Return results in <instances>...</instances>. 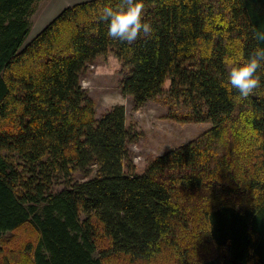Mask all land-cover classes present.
<instances>
[{
	"label": "trees",
	"instance_id": "16d2710c",
	"mask_svg": "<svg viewBox=\"0 0 264 264\" xmlns=\"http://www.w3.org/2000/svg\"><path fill=\"white\" fill-rule=\"evenodd\" d=\"M39 1L0 0V264H264V68L246 99L222 86L226 61L264 47V0H143L153 35L131 45L98 19L120 0L65 7L25 43ZM108 51L136 106L168 81L190 110L172 118L210 124L141 175L124 108L96 118L80 84Z\"/></svg>",
	"mask_w": 264,
	"mask_h": 264
},
{
	"label": "rangeland",
	"instance_id": "374dc122",
	"mask_svg": "<svg viewBox=\"0 0 264 264\" xmlns=\"http://www.w3.org/2000/svg\"><path fill=\"white\" fill-rule=\"evenodd\" d=\"M86 2V1H81ZM80 2V3H81ZM56 0H40L35 13L30 17L31 29L25 43L35 37L61 11L62 7L73 4L63 2L55 9ZM119 60L108 51L105 56H99L86 62L79 73L81 87L95 103L96 118L109 108L120 105L124 108L126 127L133 137L129 144V160L131 168L125 173L141 175L149 161L178 149L194 140L210 128L208 123H180L172 116L180 118L190 113L181 101H175L167 95L169 82L166 81L163 93L141 106L134 104L133 98L122 95L118 83L126 74ZM21 164V162L17 161ZM89 175L77 171L68 177H57L50 185L51 192H59L75 183L83 182L94 176V167Z\"/></svg>",
	"mask_w": 264,
	"mask_h": 264
},
{
	"label": "clouds",
	"instance_id": "9594fccd",
	"mask_svg": "<svg viewBox=\"0 0 264 264\" xmlns=\"http://www.w3.org/2000/svg\"><path fill=\"white\" fill-rule=\"evenodd\" d=\"M143 0H120L115 6L103 7L98 15L100 21L107 24L106 36L129 45L138 38H151L153 29L145 22ZM254 38L264 41V33L254 32ZM226 82L223 87L235 90L239 98L246 99L260 86L258 70L264 68V47H257L247 57L238 61H226Z\"/></svg>",
	"mask_w": 264,
	"mask_h": 264
},
{
	"label": "crops",
	"instance_id": "0c3cea01",
	"mask_svg": "<svg viewBox=\"0 0 264 264\" xmlns=\"http://www.w3.org/2000/svg\"><path fill=\"white\" fill-rule=\"evenodd\" d=\"M70 2V1H72L73 2V4H76V3H80L81 1H89V0H56V3L54 4L55 6V9L57 10L58 9V7L60 6V5H62V3L63 2ZM73 4H71V5H73ZM71 5H68V6H71ZM68 6H63L62 7V10L65 8V7H68Z\"/></svg>",
	"mask_w": 264,
	"mask_h": 264
}]
</instances>
